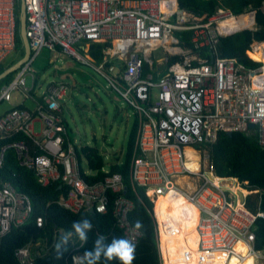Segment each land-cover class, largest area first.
I'll return each mask as SVG.
<instances>
[{
    "label": "built area",
    "instance_id": "obj_1",
    "mask_svg": "<svg viewBox=\"0 0 264 264\" xmlns=\"http://www.w3.org/2000/svg\"><path fill=\"white\" fill-rule=\"evenodd\" d=\"M23 1L30 55L13 78L0 86V104L19 93L33 102L34 109L13 107L0 115V167L6 151L12 149L38 183L59 181L68 187L57 204L72 213L104 214L110 204L108 193H114L116 226L123 237L138 243L142 232L128 218L134 205L123 195L121 174H108V168H103L106 175L100 181L89 183L83 177V173L96 172L83 171L74 144L66 138L61 109L68 85L50 82L39 94L33 91L31 95L34 87L27 88L25 83L27 76L34 81L31 64L43 49L59 50L94 67L80 53L81 45L110 43L106 55L120 60L118 72L105 64L94 69L137 119L131 185L142 188L152 203L166 196L186 201L197 214L194 230L201 251L242 260L236 250L242 243L254 264H264V251L254 247L255 222L264 215L246 207L247 197L259 191L246 190L237 178L218 176L205 152L220 133L250 134L251 129L258 146L264 148V61L248 55L259 49L264 58V41H253L245 51L257 64L250 67L236 57L217 53L220 38L235 32H222L221 23L233 17L227 9L218 8L201 21L179 7V0ZM17 6V0H0V65L16 49ZM182 32H190L189 44L177 36ZM159 49L166 71L155 81L144 74V65L152 70L153 52ZM170 57L177 59L169 63ZM15 135L24 138L11 141ZM232 181L243 191L241 196L223 187ZM31 212L29 197L0 178V238L12 226H21ZM42 224L37 218L36 225ZM15 256L21 264L33 262L30 245L17 249ZM77 256L71 255L73 264Z\"/></svg>",
    "mask_w": 264,
    "mask_h": 264
},
{
    "label": "trees",
    "instance_id": "obj_2",
    "mask_svg": "<svg viewBox=\"0 0 264 264\" xmlns=\"http://www.w3.org/2000/svg\"><path fill=\"white\" fill-rule=\"evenodd\" d=\"M179 7L194 13L201 21L206 20L207 16L215 13L218 8L229 10L233 17L227 19L225 23L235 32L220 38L217 44L218 55L236 57L250 67L257 65L247 57L245 51L249 49L253 41H264V0H179ZM17 9L19 11V4ZM245 21L249 22V25H242ZM251 22L255 23L256 28L245 29L244 27L250 26ZM180 34L181 39L189 44L190 32ZM106 46H109V43L92 44L91 57L100 61L101 50ZM16 47L23 49L18 34ZM201 53L205 56L206 49H203ZM2 71L4 70L0 67V73ZM148 71V65L145 64L144 74ZM12 78L11 73L1 80V83L5 84ZM33 91L34 89L31 95ZM137 127L135 119L129 133L123 161L108 166V174H121L125 186L123 195L131 199L134 205L128 218L131 224L142 232L141 239L135 244L133 264H200L191 251V248L196 249V242L191 231L197 217L192 207L180 198L168 196L162 197L161 203L160 200L158 203H152L146 198L142 188H134L131 185L129 168L135 149ZM20 138L24 137L15 135L10 140ZM66 138L74 144L69 136L68 125ZM74 146L79 164L81 165L82 160H85L91 173L96 172L95 175L83 173L85 180L89 183L102 180L106 175L102 171L105 168L102 155L94 147H77L75 144ZM209 160L214 164L218 176L237 178L246 190H258L259 193H252L247 197L246 207L253 212L261 211L264 215V148L258 146L254 129H251L250 134L220 133L217 141L209 148ZM0 178L9 182L16 191L27 195L32 205V212L24 223L18 227L12 226L10 231L0 238V264H21L15 252L26 245H30L32 264H73L71 255L76 253L83 255L86 249L93 246L98 235H104L106 242L114 237L123 236L122 231L116 226V219L112 213V201L116 196L114 193H108L110 204L104 214L72 213L57 204L59 198L67 194L68 187L59 181L45 186L38 183L34 172L19 164L12 149L5 153L0 167ZM232 185L234 190L243 193L236 187L234 181ZM37 218L43 220L41 227L36 225ZM83 218L89 219L93 225L87 234V240L80 241L73 233L58 255L56 244L60 238L71 231L74 221ZM254 233L255 249L264 251V216L256 220ZM189 236L191 237L187 240ZM98 264H120V262L116 259L108 261L102 257Z\"/></svg>",
    "mask_w": 264,
    "mask_h": 264
},
{
    "label": "rangeland",
    "instance_id": "obj_3",
    "mask_svg": "<svg viewBox=\"0 0 264 264\" xmlns=\"http://www.w3.org/2000/svg\"><path fill=\"white\" fill-rule=\"evenodd\" d=\"M17 2L20 5V0ZM22 54L23 49L16 47L15 51L4 59L1 69L6 70L17 63ZM162 57L160 49L153 52L154 60ZM63 65H66V68L61 70ZM31 67L35 72L34 91L37 94L50 82H64L73 86L71 93L68 92L66 97V107H63V118L67 122L72 142L77 147L96 148L103 157L105 168L123 161L135 114L133 109L108 87L107 81L89 66L74 62L70 57L61 56V60L53 59V55L46 49L40 51ZM12 75L14 76L15 72ZM25 83L27 88H31L32 81L29 76L26 77ZM22 99L19 93H13L10 102L0 104V115ZM24 103L27 108L32 109L29 101L24 100ZM209 148L205 149L206 153H209ZM81 166L83 171L90 172L85 160H82ZM231 183H223V186L233 189ZM233 190L232 192L242 195L240 191ZM191 251L200 262L198 257L203 251H199L197 245L196 249L191 248Z\"/></svg>",
    "mask_w": 264,
    "mask_h": 264
},
{
    "label": "clouds",
    "instance_id": "obj_4",
    "mask_svg": "<svg viewBox=\"0 0 264 264\" xmlns=\"http://www.w3.org/2000/svg\"><path fill=\"white\" fill-rule=\"evenodd\" d=\"M92 227V222L87 218L74 221L71 231L63 235L56 244L57 254L59 255L60 250L67 245L73 233L80 241H86L87 234ZM135 248L136 245L123 236L114 237L106 242L105 236L101 234L96 237L93 246L86 249L82 256L74 257V264H98L102 257L108 261L116 259L120 264H133Z\"/></svg>",
    "mask_w": 264,
    "mask_h": 264
},
{
    "label": "crops",
    "instance_id": "obj_5",
    "mask_svg": "<svg viewBox=\"0 0 264 264\" xmlns=\"http://www.w3.org/2000/svg\"><path fill=\"white\" fill-rule=\"evenodd\" d=\"M178 37H181L180 35H177ZM190 39V38H189ZM182 40V39H181ZM99 44H103V43H99ZM187 44V43H186ZM92 44H90V45H81V46H83L84 47V49H79V51H80V53L84 56V57H86V59H87V61L89 62V63H91V64H93V66L94 67H98V66H100V65H102V64H105V66L106 67H109V66H111V67H114V71L115 72H118V69L120 68V60L118 61V59H116V58H112V59H108L107 58V55H106V52H107V48L108 47H110V43H109V46H106V47H104L102 50H101V60L100 61H96V60H94L92 57H91V54H90V46H91ZM22 48H23V46H22ZM49 53H51L52 55H53V59H58V60H61V56H65V55H63L59 50L58 51H56V52H50V51H48ZM23 56V55H22ZM163 57H164V55H163ZM162 57V58H163ZM72 59V58H71ZM160 59L161 58H157V59H155L154 60V64H153V66H152V70H150V69H148L149 71L148 72H146L145 74H150L151 76H152V78H153V80H158L159 79V77H161L162 75H163V73L166 71L165 70V63L164 62H162V61H160ZM175 59H177V57H170V59H169V63L170 62H172V61H174ZM74 60V59H73ZM74 62H77V63H79V64H82V63H80V62H78V61H76V60H74ZM82 65H84V64H82ZM86 66H89L94 72H97L95 69H94V67H92V66H90V65H86ZM66 68V65H63L60 69L61 70H63V69H65ZM98 73V72H97ZM99 74V73H98ZM99 75H101V74H99ZM67 85H68V91H67V95H68V92L69 93H71V91H72V89H73V86L72 85H70V84H68V83H66ZM32 87H35V77H34V81H32ZM22 96V95H21ZM34 96H35V94H34ZM23 97V96H22ZM118 97V96H117ZM119 98V97H118ZM120 99V98H119ZM24 100H27V101H29L31 104H32V109H29V108H27L26 106H25V103H24ZM13 107H23V108H25V109H27V110H33L34 109V104H33V102L30 100V99H25L24 97H23V99L17 104V105H15V106H13ZM63 107H66V105H65V102L63 103V106H62V109H61V115H62V117H63ZM136 119V116H135V118H134V120ZM65 120V119H64ZM137 120V119H136ZM65 123L67 124V122L65 121ZM80 256H82L81 254H78V256L77 257H80Z\"/></svg>",
    "mask_w": 264,
    "mask_h": 264
},
{
    "label": "bare ground",
    "instance_id": "obj_6",
    "mask_svg": "<svg viewBox=\"0 0 264 264\" xmlns=\"http://www.w3.org/2000/svg\"><path fill=\"white\" fill-rule=\"evenodd\" d=\"M226 20H224L221 23L222 32L233 31L234 29L232 27H228L226 25V23H225ZM242 25L247 26V25H249V22L245 21V22L242 23ZM180 36H182V35L180 34ZM262 46H264V43L262 44ZM248 55L252 59H255L257 61H261V60L264 61V58H263L261 52L259 51V49L257 51H255V52H248ZM186 152H187L188 155H192V151L191 150L187 149ZM223 187L226 188L225 186H223ZM161 202H162V200L160 199V203ZM191 233H192V236L195 239V242H196V245H197V249L199 251H201L199 249V246H198V238H197L196 231L194 230V228L192 229ZM236 250L238 251V253H242V255H243V259L242 260L239 259L236 255H232L231 257L226 258V256L223 255V254L215 255V254H209V253H206V252H201V254L199 255L198 258L200 259V264H248V263L254 264V257L252 255H250V254H247V248L242 243H240V244H238L236 246Z\"/></svg>",
    "mask_w": 264,
    "mask_h": 264
},
{
    "label": "water",
    "instance_id": "obj_7",
    "mask_svg": "<svg viewBox=\"0 0 264 264\" xmlns=\"http://www.w3.org/2000/svg\"><path fill=\"white\" fill-rule=\"evenodd\" d=\"M18 20H19V29H18V35L21 40L22 46H23V56L21 59L12 65L11 67L7 68L6 70L2 71L0 73V81L3 80L6 76H8L11 73H14L16 70H18L29 58L30 55V48L28 41L25 36V26H26V20H25V12H24V1L20 0V5H19V13H18ZM251 25L253 27H244L245 29H250L254 30L256 28L255 23L251 22ZM243 28V29H244ZM253 125L250 124V128H252ZM230 134V133H228ZM243 201V198H242Z\"/></svg>",
    "mask_w": 264,
    "mask_h": 264
}]
</instances>
